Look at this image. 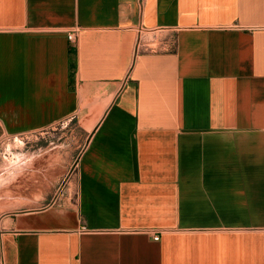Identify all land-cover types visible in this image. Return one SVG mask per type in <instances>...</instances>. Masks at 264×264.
Returning a JSON list of instances; mask_svg holds the SVG:
<instances>
[{"label": "crops", "instance_id": "0c3cea01", "mask_svg": "<svg viewBox=\"0 0 264 264\" xmlns=\"http://www.w3.org/2000/svg\"><path fill=\"white\" fill-rule=\"evenodd\" d=\"M74 113V189L1 218L3 264H264V0H0V139Z\"/></svg>", "mask_w": 264, "mask_h": 264}, {"label": "rangeland", "instance_id": "374dc122", "mask_svg": "<svg viewBox=\"0 0 264 264\" xmlns=\"http://www.w3.org/2000/svg\"><path fill=\"white\" fill-rule=\"evenodd\" d=\"M147 37L151 38L152 34L148 33ZM87 114L74 113L57 127L23 133V137L19 139L14 138L15 135H4L0 139V264H3L1 218L10 211L41 206L51 198H57L56 203H59V198L64 197L68 189H74L79 156L87 143L89 131L95 124L94 118ZM33 152H36L33 167L27 169L26 153ZM16 153L23 154L21 164L24 168L4 183L11 171L5 169L4 162L14 159ZM17 198L19 203L25 199L28 201L16 208L7 207L6 203Z\"/></svg>", "mask_w": 264, "mask_h": 264}, {"label": "bare ground", "instance_id": "6f19581e", "mask_svg": "<svg viewBox=\"0 0 264 264\" xmlns=\"http://www.w3.org/2000/svg\"><path fill=\"white\" fill-rule=\"evenodd\" d=\"M23 154L20 153H16V156L14 157V159L7 161L6 163H4V167L5 169H11L10 173L8 174V176H4V178L1 179L2 183H3V179L5 180L4 183H7L8 181H10V179H12L13 177H15L16 175H18L24 168V165H22L21 163L23 162ZM9 172V171H8ZM17 203H19V199H14L9 201V203L7 204V207H14L15 205H18ZM6 207V208H7ZM5 209V208H4Z\"/></svg>", "mask_w": 264, "mask_h": 264}, {"label": "built area", "instance_id": "2783aa9c", "mask_svg": "<svg viewBox=\"0 0 264 264\" xmlns=\"http://www.w3.org/2000/svg\"><path fill=\"white\" fill-rule=\"evenodd\" d=\"M68 39L70 40V41H75V39H76V33H75V31H71V32H69L68 33ZM151 48H156V47H152L151 45H150V43H149V39L146 41L145 39H144V37H143V35H142V32L140 31V37H139V39L137 40V42H136V52L137 51H139V50H146V49H151ZM23 137V134H18V135H15L14 136V138H22ZM83 229L84 230H87V228L85 227V226H83ZM159 237H160V235H159V233L156 231L155 233H154V235H153V238L154 239H159Z\"/></svg>", "mask_w": 264, "mask_h": 264}, {"label": "trees", "instance_id": "16d2710c", "mask_svg": "<svg viewBox=\"0 0 264 264\" xmlns=\"http://www.w3.org/2000/svg\"><path fill=\"white\" fill-rule=\"evenodd\" d=\"M75 52V47H74V45H71L70 46V53L72 54V53H74ZM70 65H71V74H73L74 73V63L73 62H71L70 63Z\"/></svg>", "mask_w": 264, "mask_h": 264}]
</instances>
